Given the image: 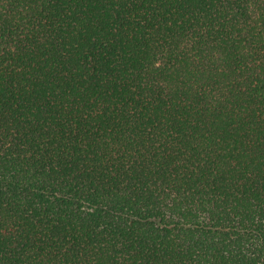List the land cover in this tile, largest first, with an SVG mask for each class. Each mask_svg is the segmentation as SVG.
I'll list each match as a JSON object with an SVG mask.
<instances>
[{"label": "trees", "instance_id": "1", "mask_svg": "<svg viewBox=\"0 0 264 264\" xmlns=\"http://www.w3.org/2000/svg\"><path fill=\"white\" fill-rule=\"evenodd\" d=\"M0 264H264V0H0Z\"/></svg>", "mask_w": 264, "mask_h": 264}]
</instances>
